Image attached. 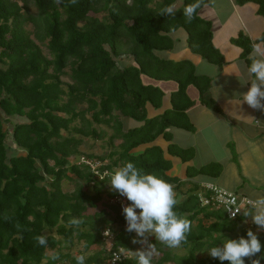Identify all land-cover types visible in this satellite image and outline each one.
Returning a JSON list of instances; mask_svg holds the SVG:
<instances>
[{
  "label": "trees",
  "instance_id": "trees-1",
  "mask_svg": "<svg viewBox=\"0 0 264 264\" xmlns=\"http://www.w3.org/2000/svg\"><path fill=\"white\" fill-rule=\"evenodd\" d=\"M177 1L0 0V264H76L77 255L85 256V264H108L118 248L133 253L119 264H137L142 238L125 230L121 208L109 202L119 193L107 189L110 174L128 161L171 184L174 193L192 186L174 208L191 222L187 242L177 249L150 242L161 255L156 264H221L207 250L228 238L247 237L242 215L229 220L198 201L197 179H216L221 164L188 165L189 180L183 181L169 175L173 164L156 145L162 137L170 155L184 164L194 160L195 150L174 144L170 129L195 131L187 116L195 104L188 89L195 87L205 102L211 85L191 62L161 57L173 48L171 33L184 30L193 53L217 66L224 62L212 43L211 24L199 16L207 0L191 23L185 22L183 8L194 0H184L175 16L160 15ZM240 1L258 4L264 16V0ZM235 43L249 66L253 43L245 35ZM162 82L177 85L172 108L149 118L148 105L163 106ZM12 117L21 121L9 131L5 123ZM88 138L106 140L111 149L98 158L109 162L96 170L87 162H71ZM66 181L75 184L73 191L65 192ZM72 218L81 221L78 227L69 226ZM117 223L121 228L110 248L103 233L115 232ZM37 235L47 238L46 247L34 241ZM257 235L262 249L255 258L264 264V232ZM81 243L83 250L74 255ZM245 264H251L248 258Z\"/></svg>",
  "mask_w": 264,
  "mask_h": 264
},
{
  "label": "crops",
  "instance_id": "crops-1",
  "mask_svg": "<svg viewBox=\"0 0 264 264\" xmlns=\"http://www.w3.org/2000/svg\"><path fill=\"white\" fill-rule=\"evenodd\" d=\"M259 9V5L254 2L241 3L240 0H207L200 9L199 16L212 26V43L224 59L221 66L211 64L193 53L189 49L188 36L184 30L171 33L173 48L161 53V57L173 62H191L196 75L209 78L211 85L204 98L205 102L200 101L195 87L188 89L189 97L195 104L187 111V116L195 131L170 129L174 144L180 148L195 150L194 160L184 164L181 159L167 152L169 142L162 137L156 141V145L161 146L171 158L179 159L185 173L188 165L200 168L209 163L221 164L222 173L219 177L198 178L197 181L213 182L251 200L264 195V111L254 110L242 102V94L250 88L253 77L249 75L248 63L235 41L245 35L253 44L259 46L261 58H264V16L259 14ZM158 85L165 93L163 106L155 109L148 105V114L150 108L154 111L149 118L172 108L171 96L177 85L173 82H162ZM192 88L196 92L190 95ZM167 95L169 100L165 104ZM210 101L215 105L210 106ZM176 135L180 141L174 142ZM162 142H166V146ZM165 158L172 162L171 158ZM172 169L169 175L178 177L172 173ZM191 187L188 185L187 190ZM242 217L243 227H254L253 232L256 234L264 232L257 230L251 217H245L244 214Z\"/></svg>",
  "mask_w": 264,
  "mask_h": 264
},
{
  "label": "clouds",
  "instance_id": "clouds-1",
  "mask_svg": "<svg viewBox=\"0 0 264 264\" xmlns=\"http://www.w3.org/2000/svg\"><path fill=\"white\" fill-rule=\"evenodd\" d=\"M204 0H194L185 5L183 17L186 23H191L197 16V9L201 8ZM60 4L61 0H54ZM75 4L76 0H70ZM175 5H166L160 10V15L175 16ZM260 48L253 44L252 52L248 59V73L253 77L250 88L242 94L243 101L254 110L264 111V58H261ZM110 189L125 197L129 203L122 204V215L126 221V231L135 232L138 237L147 238L154 235L156 241L169 248H178L187 242V234L191 231V222L187 218L178 216L174 211L177 204L175 193L171 184L155 174L144 173L136 165L128 161L122 167L113 170L109 177ZM249 210L243 214L251 217L252 223L258 231H264V195L249 200ZM139 210V211H137ZM81 221L72 218L68 221L69 226H79ZM34 241L42 247L47 246V238L43 235L33 237ZM137 241L134 239L133 243ZM262 245L258 235L252 229L247 231V237L238 239L228 238L219 246H213L207 253L213 259H219L221 264L228 261L229 264H245L248 258L251 264H261L257 254L261 252ZM155 248H148L135 252L137 264H152ZM76 264H85V256L74 257ZM52 259H58L53 256Z\"/></svg>",
  "mask_w": 264,
  "mask_h": 264
},
{
  "label": "rangeland",
  "instance_id": "rangeland-1",
  "mask_svg": "<svg viewBox=\"0 0 264 264\" xmlns=\"http://www.w3.org/2000/svg\"><path fill=\"white\" fill-rule=\"evenodd\" d=\"M183 0H178L176 3H175V8H178L181 4H182ZM36 12L34 6L31 7V13L34 14ZM33 26L31 24H27L26 26V30L29 31V32H33ZM44 53L47 55L48 54V51L44 48ZM192 92V93H191ZM196 91L192 88L190 90V95H192L193 93H195ZM169 100V96L167 95L166 98H165V104H167ZM154 114V111L150 108L149 110V114L148 116H151ZM3 120H5V118H3ZM19 121H21V118H18V117H12L10 118V123H5V128L8 129L9 131H12L14 126H16ZM103 129L104 130H107L108 132L112 133V129L110 128H107L105 126H103ZM179 134V133H177ZM178 135H176L175 138H173V141L175 142V140L177 141H180V138L178 137ZM8 144H11V141L10 139L8 140ZM120 145V142H117L116 143V146L118 147ZM162 145H165L166 146V142H162ZM13 147V146H12ZM14 148V147H13ZM111 151V149H109L108 147V144H107V141L106 140H92L91 138H88V139H85V144L80 148V154L79 155H76L74 157L71 158V162L74 163H83V162H86V161H89L91 162L94 166H101L103 164H107L109 162V159H106L105 161H100L98 158L99 157H104V156H107L109 154V152ZM10 152L13 153V149H10ZM24 153L23 151H20L18 154H22ZM89 155H94L95 158L93 159H89L88 156ZM165 156L166 157H170V155L166 152L165 153ZM172 159V162H173V169H172V173L174 175H177L181 180L183 181H187L189 180L188 176L186 175L185 171H184V166H182V164H180V161L179 159ZM188 186V185H187ZM187 186L182 188L179 193H175V198L177 201H181L184 196L186 195V193L188 192L187 190ZM75 188V184L71 181H66L64 183V190L65 192H70V191H73ZM108 191H111L113 192V190L110 189V187L108 186ZM186 189V191H185ZM112 200H109V202L111 203ZM105 202H108V199L105 198ZM99 210V209H98ZM121 226L117 223L114 225V230L115 232L112 231L113 235L115 236L116 235V232L118 230H120ZM246 229H254V227H245ZM142 238V237H141ZM155 237L154 235H148L147 238H142L141 240V244L138 245L137 247V250H140V249H147L149 245H152L154 248H155V254L153 256V259H152V264H156L161 255L160 253L157 251V246L156 244H150V242L152 241H155ZM156 242H159V241H156ZM160 243V242H159ZM97 249H99L100 247H96ZM177 249V248H175ZM83 250V243L75 246L73 248V254L74 255H77L79 253V251ZM136 250V251H137ZM177 251V250H176ZM128 256L129 257H132L133 256V253L129 252L128 253Z\"/></svg>",
  "mask_w": 264,
  "mask_h": 264
},
{
  "label": "built area",
  "instance_id": "built-area-1",
  "mask_svg": "<svg viewBox=\"0 0 264 264\" xmlns=\"http://www.w3.org/2000/svg\"><path fill=\"white\" fill-rule=\"evenodd\" d=\"M86 162L92 166L93 170H96L97 166H94L89 161ZM198 185V201L201 207L222 211L229 220H235L243 215L245 211L249 210L248 201L251 199L247 197L224 189L213 182H199ZM111 203L118 205L122 210V204L127 205L129 201L119 194L112 199ZM124 227L126 229V221ZM103 237L111 242L110 248H114L115 236L113 233L110 230H107L103 233ZM128 253L129 252L125 251L123 248L114 250L108 264H119L129 257Z\"/></svg>",
  "mask_w": 264,
  "mask_h": 264
}]
</instances>
